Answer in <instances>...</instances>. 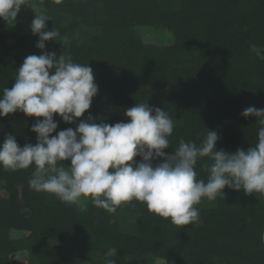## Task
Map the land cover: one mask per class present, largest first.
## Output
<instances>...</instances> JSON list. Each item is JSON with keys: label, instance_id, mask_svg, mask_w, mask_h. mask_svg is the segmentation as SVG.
<instances>
[{"label": "trees", "instance_id": "obj_1", "mask_svg": "<svg viewBox=\"0 0 264 264\" xmlns=\"http://www.w3.org/2000/svg\"><path fill=\"white\" fill-rule=\"evenodd\" d=\"M35 15L58 33L44 52L89 64L98 85L86 115L97 122H127L136 104L159 107L173 117L166 154L181 139L199 146L216 131V150L234 153L258 143L257 118L245 108H264V0H37L23 2L14 21L0 19V48L8 39L24 49L0 55V96L14 85L29 55H41L31 32ZM166 29L168 45L146 43L139 28ZM0 117V145L15 135L20 147L35 144V117ZM57 132L69 125L58 115ZM56 133H53L55 135ZM135 160L139 162L140 157ZM162 162L159 158L154 161ZM70 166V161L64 162ZM205 157L197 179L207 181ZM35 171L0 167V264H264V195L224 190L196 207L198 224L175 226L131 201L114 214L91 202L81 209L30 188ZM29 209L24 212L23 209ZM14 233L17 234L14 237ZM23 255L24 259H16Z\"/></svg>", "mask_w": 264, "mask_h": 264}, {"label": "clouds", "instance_id": "obj_2", "mask_svg": "<svg viewBox=\"0 0 264 264\" xmlns=\"http://www.w3.org/2000/svg\"><path fill=\"white\" fill-rule=\"evenodd\" d=\"M22 3L0 0V19L15 22ZM46 21L35 15L31 23L32 34L39 36L36 48L43 54L26 57L14 85L0 96V117L19 111L37 118L31 127L36 143L20 147L15 135H7L0 145V167L15 171L34 165L30 188L55 195L61 202L72 204L83 197L114 214L135 200L175 226L198 224L196 206L204 199L224 196L226 187L264 195V108L250 106L242 112L244 118H257L260 126L258 143L246 151L216 150L218 134L207 130L199 146L181 139L174 152L166 154L174 122L159 107L136 104L125 111L127 122L115 124L98 123L91 115L81 119L98 94V85L89 64L43 51L46 42L58 35L54 28L46 30ZM56 115L66 124L79 123L75 129L57 132ZM205 157L211 161L205 163L207 181L197 179L195 170ZM158 158L162 162L154 165ZM260 240L264 244V233Z\"/></svg>", "mask_w": 264, "mask_h": 264}, {"label": "rangeland", "instance_id": "obj_3", "mask_svg": "<svg viewBox=\"0 0 264 264\" xmlns=\"http://www.w3.org/2000/svg\"><path fill=\"white\" fill-rule=\"evenodd\" d=\"M35 1L37 0H23V2H26V3L35 2ZM139 33L141 34L142 38L144 39L146 43L163 46V45L171 44L173 42L172 33L166 29L155 30L151 27H142V28L140 27ZM6 44L7 46L5 48H0V55H8V54H13V53L20 54L24 51V49L19 48V45L17 44V42L12 39H8ZM258 52L264 55L263 50H258ZM85 116L86 115H84L81 119H85L86 118ZM14 118H15L14 114H10L9 116L5 117L4 120L12 122ZM90 202H91L90 199H86L82 197L77 201V204L78 206H80L81 209H85L89 205ZM16 235L17 234L14 233V237H16ZM23 257H24L23 255L21 256L18 255L16 259L23 260L24 259ZM69 264H89V263H87L86 261L82 259H74ZM156 264H165V262L159 259L158 261H156Z\"/></svg>", "mask_w": 264, "mask_h": 264}]
</instances>
